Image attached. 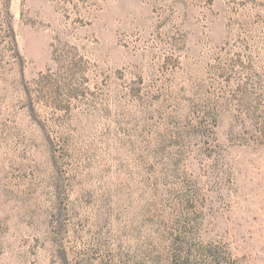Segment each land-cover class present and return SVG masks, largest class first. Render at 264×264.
Masks as SVG:
<instances>
[{
  "label": "rangeland",
  "instance_id": "374dc122",
  "mask_svg": "<svg viewBox=\"0 0 264 264\" xmlns=\"http://www.w3.org/2000/svg\"><path fill=\"white\" fill-rule=\"evenodd\" d=\"M211 253L264 264V0H0V264Z\"/></svg>",
  "mask_w": 264,
  "mask_h": 264
},
{
  "label": "trees",
  "instance_id": "16d2710c",
  "mask_svg": "<svg viewBox=\"0 0 264 264\" xmlns=\"http://www.w3.org/2000/svg\"><path fill=\"white\" fill-rule=\"evenodd\" d=\"M177 259H178V258H177V255H175V261H176ZM207 259H208V261H207L206 264H225V263L222 261L220 255L217 254V253H214V254L211 253V255H208Z\"/></svg>",
  "mask_w": 264,
  "mask_h": 264
}]
</instances>
